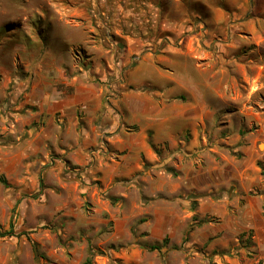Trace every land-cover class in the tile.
<instances>
[{
  "label": "rangeland",
  "instance_id": "374dc122",
  "mask_svg": "<svg viewBox=\"0 0 264 264\" xmlns=\"http://www.w3.org/2000/svg\"><path fill=\"white\" fill-rule=\"evenodd\" d=\"M63 10L82 20L71 33L76 40L83 29L86 41L65 47ZM131 20H143L152 45L172 38L200 49L196 74L219 91L200 127L208 144L158 145L157 160L108 185L99 167H135L128 151H36L0 171L9 183L0 181V231L15 222L14 234H0V264H264V158L250 188L226 185L219 168L212 180H190L197 165H223L207 151H235L225 136L264 151V0H0V80L3 67H25L34 54L53 80L63 65L79 77L83 66L108 88L123 78L114 26L129 33Z\"/></svg>",
  "mask_w": 264,
  "mask_h": 264
},
{
  "label": "crops",
  "instance_id": "0c3cea01",
  "mask_svg": "<svg viewBox=\"0 0 264 264\" xmlns=\"http://www.w3.org/2000/svg\"><path fill=\"white\" fill-rule=\"evenodd\" d=\"M75 12L81 15L78 9ZM142 21L131 20L130 31L125 34L114 26L124 44L116 65L119 73L123 71V78L118 79L120 85H115L118 80H114L105 88L91 80L89 70L83 66L79 69L85 73L79 77L69 70V65H63V73L58 72L57 79L53 80L45 73L47 66L35 68L34 54L22 60L25 67H3L0 151H11L12 155L9 158L0 155L1 172L8 174L11 165L24 166L36 151H83L85 154L128 151L125 158H134L135 167L125 171L112 167L111 172L99 167L101 179L108 185L112 179L141 170L142 164L157 160L149 138L157 146L183 143L189 152L201 146L205 148L208 138L200 127L212 120L213 94L219 91L196 74L197 68L204 64L199 63L200 49L193 40L181 44L172 38L165 42L159 38L152 45ZM99 22L101 28H106ZM81 23L77 16H71V11L63 10V26L67 30L63 37L65 47L84 40L83 29L76 40L71 33ZM107 39L110 40L108 34ZM110 57L107 62L112 66L113 54ZM56 81L63 83V87L59 88ZM131 86L133 89H128ZM230 139L225 136L222 140L236 145L235 151H207L220 155L223 165H195L196 174L190 178L193 184L199 181L198 172L212 180L213 171L219 168L228 172L226 185L240 182L245 188L252 187L255 177L259 176L256 161L264 158V151ZM260 197L264 199V193Z\"/></svg>",
  "mask_w": 264,
  "mask_h": 264
},
{
  "label": "trees",
  "instance_id": "16d2710c",
  "mask_svg": "<svg viewBox=\"0 0 264 264\" xmlns=\"http://www.w3.org/2000/svg\"><path fill=\"white\" fill-rule=\"evenodd\" d=\"M222 4H224L223 2H222ZM128 89H133V87L131 86V87H129ZM149 142H150V144L153 146V148L156 150V151H158L157 149V145H155L154 143H153V141H152V139L151 138H149ZM0 181L1 182H3L5 185H8L9 183H8V180H7V178L6 177H4V176H0ZM41 182H42V180H41ZM14 220L13 219H11L10 220V229H9V231H0L1 233V235H12V234H14ZM166 240V239H165ZM145 247L146 248H148L149 250H155V249H158L159 248V245H157V244H153V245H145Z\"/></svg>",
  "mask_w": 264,
  "mask_h": 264
}]
</instances>
